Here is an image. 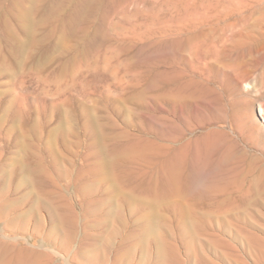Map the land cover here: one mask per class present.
Here are the masks:
<instances>
[{"label":"bare ground","instance_id":"6f19581e","mask_svg":"<svg viewBox=\"0 0 264 264\" xmlns=\"http://www.w3.org/2000/svg\"><path fill=\"white\" fill-rule=\"evenodd\" d=\"M70 2L0 0V69L8 56L16 69L14 85L24 83L27 72L18 75V65L28 45L35 43L34 26L50 21L48 35L62 27L72 28L86 0H78L67 14ZM163 35L165 69L145 74L134 70L133 88L119 85L115 90L114 112L124 120L132 116L133 122L138 121V134L119 128L108 116H92L85 110V120L79 125L70 112L60 114L55 127L58 140L68 131L78 137V128L84 129L89 140L76 175L63 171L58 161L44 158L52 150L50 118L39 126L30 119L27 124L21 108L8 116L0 104V140L4 136L8 143L9 131L16 126L22 129L11 142L15 152L4 155L0 149V176L8 174L16 189H23L13 199L9 185L0 179V216L15 213L18 204L27 205L25 220L36 218L41 233L40 216L47 213L50 225L44 235L58 234L65 249L78 242L77 255L87 264H95L93 259L103 264H245L244 257L223 238L226 228L217 232L211 222L228 219L240 210L264 208V13L183 16L169 22ZM59 42L52 51L60 48ZM7 44L15 48L11 57V51L5 50ZM175 49L189 53L191 60L198 57L209 62L213 72L205 66H191L189 73L183 68L172 70ZM47 63H51L48 54L28 71L41 90L52 74ZM172 85L182 102L177 111L174 105L160 112L146 104V97L157 87L170 96ZM82 95L86 96V90ZM121 100L142 101L138 112H133L124 110L118 103ZM71 103L59 99V105ZM62 146L67 147L66 141ZM71 165L75 167L74 161ZM71 192L80 198L79 212ZM115 237L120 240L116 242ZM11 246L0 243V264H61L46 253ZM203 251H212L215 259Z\"/></svg>","mask_w":264,"mask_h":264},{"label":"rangeland","instance_id":"374dc122","mask_svg":"<svg viewBox=\"0 0 264 264\" xmlns=\"http://www.w3.org/2000/svg\"><path fill=\"white\" fill-rule=\"evenodd\" d=\"M77 2L78 0H71L67 14L73 12ZM4 3L7 4V2ZM4 3L3 5H5ZM81 8L79 14L75 16L76 18L74 17L73 26L68 29L69 31L62 27L57 34L48 35L51 25L48 20H43L34 26L32 34H36L35 43L28 45L20 60L21 63L18 65L20 71L18 75L21 76L27 72L22 87L13 83L16 69L13 70L14 64L8 60V56H5L2 63L3 70L0 69V104L6 111V115L9 116L14 109L21 108L23 110L21 116L27 119V124L30 119V122H35L38 126L50 118V129H54L52 150L49 154L46 153L44 158L46 161H58L62 164L63 171L71 170L73 175H76L84 164L82 156L89 140L84 129L81 128L77 129L78 137L68 131L63 140H58L60 135L55 127L60 120V114L70 112L79 125L85 120V110L92 116H108L109 120H113L119 128H125L133 134H138L140 125L137 120V123L133 122L135 119L132 116H126V120H124V117H119L114 112L113 102L117 97L115 90L119 85H123L125 88L129 86L128 89L133 88L131 74L134 70V73L145 74L151 70L154 73L156 70L165 69L166 51L161 47V44L164 40V28L169 22L189 15L214 18L225 15L230 17H246L250 14L257 16L264 13V0H86ZM12 22L14 21L12 20ZM12 22L9 21L13 29H16L15 22L13 23L15 25ZM61 25L63 24L61 23ZM19 39L23 40L24 37ZM57 39H60V42ZM57 42H59L60 48L52 51V47ZM7 47L9 48H5V50L11 51L9 54L11 57L15 53V48L8 44ZM176 50L178 49H175V53L173 51L175 62L170 64L172 70L183 68L185 72L189 73L191 66L200 69L205 66L207 70L213 72L211 64L204 59L195 57L191 60L189 53L180 49L178 52ZM47 54L51 63H47L46 66L51 65L49 71L52 74L44 83V90H41V84L37 83L32 75H28V71L35 61ZM74 55L78 57L75 61H71V57ZM127 70L132 72L127 75ZM60 71L63 72V75L59 77ZM143 85L141 83L140 87ZM158 85L162 88V83L159 81ZM159 87L154 91L155 93L146 94L149 95V99L146 97L149 100L146 104L160 112H164L174 105V109L177 111L182 102H179L174 85H172V92L168 97H165ZM83 90H86L85 97L82 95ZM124 92L127 94V90ZM17 94L18 96H16ZM59 99L69 100L72 103L69 106L59 105ZM141 101L135 100V103L121 100L118 103L126 111L138 112L139 105L137 104H140ZM169 102L172 103L168 104ZM116 105L118 106V104ZM1 115L2 111H0ZM124 121L130 126L126 127ZM2 123L5 127L10 126L5 122ZM135 124L137 125L135 126ZM220 126H225V124ZM64 127L65 130L70 128L67 124ZM6 128L4 131L7 130ZM21 130L20 126L13 127L9 131L11 135L8 143L5 141L6 137L1 136L4 140L2 138V141L0 140V149H3L4 155L17 150L11 142L15 137V132ZM195 132L198 133L199 130L197 129ZM63 141H66V148L62 146ZM31 142L37 145L36 141L31 140ZM41 147L40 145L39 148ZM71 161H74L75 167L71 165ZM0 179H4L5 183L9 185L14 195L12 198L17 199L20 196L17 192H21L23 189H16L17 186L9 179L8 174L0 176ZM70 195H72V200L79 212L81 210L79 196L74 192H71ZM31 199L33 201V196ZM18 205L15 213L11 212L8 216H0V243L12 245L11 247L15 246L18 250L26 249L46 253L61 264H87L80 255H77L78 242H75L70 249H65L62 247L58 234L44 235L50 225L47 221V213H41L43 225L41 233H39L36 218L26 221L23 215L29 206ZM222 219L225 220L222 221ZM222 219L217 220L218 223L213 221L211 224L217 232L226 228L223 238L236 249L237 254L244 257V263L264 264V208L254 207L247 211L240 210L232 213L230 218ZM225 221L226 223H224ZM115 240L118 242L120 237H115ZM178 246H180L179 243ZM203 255L215 259L212 251H203ZM180 256L182 259L185 258L182 249H180ZM111 259L109 257L108 261ZM93 262L103 264L95 259Z\"/></svg>","mask_w":264,"mask_h":264}]
</instances>
